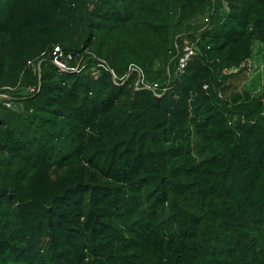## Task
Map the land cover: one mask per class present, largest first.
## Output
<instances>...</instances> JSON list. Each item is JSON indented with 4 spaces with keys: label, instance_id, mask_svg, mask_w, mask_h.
<instances>
[{
    "label": "trees",
    "instance_id": "obj_1",
    "mask_svg": "<svg viewBox=\"0 0 264 264\" xmlns=\"http://www.w3.org/2000/svg\"><path fill=\"white\" fill-rule=\"evenodd\" d=\"M255 41L264 0H0V264H264Z\"/></svg>",
    "mask_w": 264,
    "mask_h": 264
},
{
    "label": "built area",
    "instance_id": "obj_2",
    "mask_svg": "<svg viewBox=\"0 0 264 264\" xmlns=\"http://www.w3.org/2000/svg\"><path fill=\"white\" fill-rule=\"evenodd\" d=\"M208 18L205 17V20ZM199 39L198 33H196L195 39H192L189 35H183L182 41L180 44H176L177 48V56L179 60V69H183L191 56L196 53L197 51V42ZM51 59L52 62L58 67L60 71H77L81 68V58H76V56L71 51H65L60 44L53 45L51 49ZM28 63L31 64L32 60H28ZM132 70L135 69L138 71V78L136 81V87L139 88L140 82L142 81V72L141 70L136 67L132 66ZM36 70L40 73V61L36 65ZM115 75V74H114ZM159 84L154 82L152 85H147L151 89H155ZM206 86V85H205ZM33 89V87H32ZM160 95L159 93H156ZM0 96H6V94L1 93ZM8 105H11L10 102H6Z\"/></svg>",
    "mask_w": 264,
    "mask_h": 264
},
{
    "label": "rangeland",
    "instance_id": "obj_3",
    "mask_svg": "<svg viewBox=\"0 0 264 264\" xmlns=\"http://www.w3.org/2000/svg\"><path fill=\"white\" fill-rule=\"evenodd\" d=\"M250 65L246 77L245 75L241 77L237 89L242 91L243 88H247L252 93H256L264 87V43L255 41Z\"/></svg>",
    "mask_w": 264,
    "mask_h": 264
}]
</instances>
